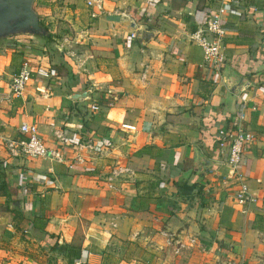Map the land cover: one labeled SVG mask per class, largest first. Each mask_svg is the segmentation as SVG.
I'll list each match as a JSON object with an SVG mask.
<instances>
[{"label": "crops", "instance_id": "crops-1", "mask_svg": "<svg viewBox=\"0 0 264 264\" xmlns=\"http://www.w3.org/2000/svg\"><path fill=\"white\" fill-rule=\"evenodd\" d=\"M33 2L42 24L73 34L60 44L75 63L69 70L58 51L53 66L41 38L0 39V93L25 58L49 73L0 101V264H264V0H226L217 69L188 36L218 0H101L93 18L83 0ZM79 92L87 97L71 98ZM239 104L237 122L254 135L237 166L251 196L243 204L217 137ZM21 122L59 160L10 155L4 141L23 139ZM116 164L132 175L108 190L103 176ZM161 232L183 247L174 253Z\"/></svg>", "mask_w": 264, "mask_h": 264}, {"label": "built area", "instance_id": "built-area-1", "mask_svg": "<svg viewBox=\"0 0 264 264\" xmlns=\"http://www.w3.org/2000/svg\"><path fill=\"white\" fill-rule=\"evenodd\" d=\"M217 7L210 11L206 17L202 20L200 26L195 28L190 34L189 39L193 41L201 51L203 62L219 68L222 62L220 39L224 33V28L221 24V17L225 11L226 0H218ZM238 2L240 0H229ZM86 8L89 9L88 16L93 18L102 13L101 0H83ZM134 35L131 34L130 37ZM19 42H13L9 44V48H15ZM1 48V46H0ZM45 53L43 52V55ZM146 73V67L142 66L139 73V79L144 80ZM49 76V73L45 65L39 67H33L29 59L25 58L21 60L17 71L9 77L5 85L4 92L0 93V101L8 102L12 98H21L25 91L27 84L32 78L45 80ZM264 94V88L262 90ZM111 102L107 101L104 107H110ZM97 105L90 102L87 108L90 111L97 109ZM243 105L239 104L235 120L231 123L230 127L223 128L217 131V137L220 140H226L227 146L223 154L224 163L229 168L231 178L236 180L237 187L233 194V199L238 204H243L251 199L249 193H247L246 187L237 172V166L241 160V156L245 148L249 143L254 140V135L239 126L238 120L242 119ZM18 132L23 135V139H5L4 147L12 156L23 155L30 158H43L48 160H59V152L53 149L45 147L41 139L37 135L36 127L31 122H21L17 128ZM52 137L56 144L61 147L69 144V141L65 137L64 133L60 129H54L52 131ZM81 147H87L91 149L90 145H77V149ZM104 150L99 149L98 154L103 153ZM264 155V151L262 152ZM75 159L82 163V159L76 156ZM132 175V171L125 165H113L108 168L104 174V186L108 190H113L115 185L120 182L121 179L127 178ZM24 179H28L25 175ZM113 225V224H112ZM164 238V244L173 248V252L183 247V244L179 240H173L172 234L167 232H161ZM187 244H193L194 240L189 238L186 240ZM72 264H80L78 260H74Z\"/></svg>", "mask_w": 264, "mask_h": 264}, {"label": "water", "instance_id": "water-1", "mask_svg": "<svg viewBox=\"0 0 264 264\" xmlns=\"http://www.w3.org/2000/svg\"><path fill=\"white\" fill-rule=\"evenodd\" d=\"M33 1L0 0V39L16 35L42 38L48 34L45 27L38 23L37 14L32 8ZM149 34L150 32L145 30V26H142L138 31V35L144 40L147 39ZM246 86L247 81H244L240 87L244 89ZM86 97L87 92L74 93L71 96L72 99ZM200 161L207 164V160L203 158H200Z\"/></svg>", "mask_w": 264, "mask_h": 264}, {"label": "rangeland", "instance_id": "rangeland-1", "mask_svg": "<svg viewBox=\"0 0 264 264\" xmlns=\"http://www.w3.org/2000/svg\"><path fill=\"white\" fill-rule=\"evenodd\" d=\"M33 6H34V8H38V4L37 3L33 2ZM34 11H35V9H34ZM43 26L45 27L46 31L50 34L49 40L46 41L45 45H44L45 46V57H47L48 58L47 60H49L50 62H53V66H54V64H55L54 62H57L58 59L60 58V57L58 58V51L63 52L61 60H62V62L67 64V68H69V70H70L71 63L74 64L75 63V59L71 55L64 53V52H66L68 50V46L66 47V45H62L60 43L62 42V40H61L62 38L61 37H64L66 35V36L70 37V39H72L73 38V34L72 33H70V34H67V33H55V32H52L50 30V26H48V24H45V25L43 24ZM61 30H64V29H61ZM8 37H10V36H8ZM55 39H57L56 42H55ZM58 42H59V46H58V49H57L56 47L53 46V44L56 43V45H57ZM75 51H76L77 54H80L82 52V50H75ZM63 69H65V67L62 68V70ZM58 71H61V70H58Z\"/></svg>", "mask_w": 264, "mask_h": 264}, {"label": "trees", "instance_id": "trees-1", "mask_svg": "<svg viewBox=\"0 0 264 264\" xmlns=\"http://www.w3.org/2000/svg\"><path fill=\"white\" fill-rule=\"evenodd\" d=\"M32 8L33 9H35L34 8V6L32 5ZM38 23L41 25V26H43V24H42V22L40 21V19L38 18ZM44 27V26H43ZM49 38H50V34L48 33L46 36H43L42 38H41V40H43V42H46V41H48L49 40ZM107 101H110L108 98H105V99H102V98H98L97 99V102L96 103H98V104H105ZM66 247H67V245H61V244H59V245H56L55 243L52 245V248H54V249H56V250H58L59 252H62L63 253V251H65L66 250Z\"/></svg>", "mask_w": 264, "mask_h": 264}]
</instances>
